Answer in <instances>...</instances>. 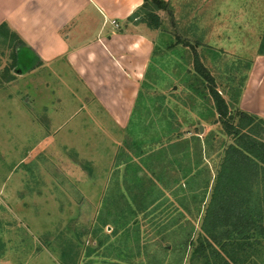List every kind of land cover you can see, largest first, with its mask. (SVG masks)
Here are the masks:
<instances>
[{"label": "rangeland", "instance_id": "rangeland-1", "mask_svg": "<svg viewBox=\"0 0 264 264\" xmlns=\"http://www.w3.org/2000/svg\"><path fill=\"white\" fill-rule=\"evenodd\" d=\"M164 1L160 27L141 26L154 46L125 118L63 61H30L24 47L7 71L0 42V264H189L178 250L154 252L157 225L144 232L146 218H161L159 198L176 195L192 210L199 200L185 181L194 153L163 140L217 133L194 57L230 106L244 93L248 103L250 70L264 54V0ZM203 156L199 167H210ZM138 205L145 219L133 214Z\"/></svg>", "mask_w": 264, "mask_h": 264}, {"label": "trees", "instance_id": "trees-1", "mask_svg": "<svg viewBox=\"0 0 264 264\" xmlns=\"http://www.w3.org/2000/svg\"><path fill=\"white\" fill-rule=\"evenodd\" d=\"M165 5L164 0H143L127 21L157 29L161 19L156 11ZM0 42L10 50L7 71L16 67L20 49L24 47L31 55L30 61L39 62L7 21L0 23ZM194 65L198 89L205 91L216 115L217 133H208L203 138L194 135L187 140L170 131L163 141L171 148L184 146L194 153L193 172H189L192 174L185 181L197 185L192 197L199 200L193 201L192 210L175 193V197L159 198L162 220L147 221L143 205L132 212L137 218L138 215L146 218L145 224L150 228L144 231L147 235L154 232L153 226L161 228L156 229L160 240L150 245L154 252L169 256L168 253L178 250L179 259L187 257L189 264H264V117L243 110L238 101L230 106L198 57H194ZM143 86L148 87L146 83ZM140 89L141 85L136 106L143 98ZM203 154L204 160L208 157L210 167H199L198 159ZM139 228L136 225L135 230ZM174 237L178 239L171 240ZM146 245L149 246L147 242Z\"/></svg>", "mask_w": 264, "mask_h": 264}, {"label": "crops", "instance_id": "crops-1", "mask_svg": "<svg viewBox=\"0 0 264 264\" xmlns=\"http://www.w3.org/2000/svg\"><path fill=\"white\" fill-rule=\"evenodd\" d=\"M142 2L0 0V23L7 21L45 65L63 61L108 111L125 118L153 48L142 24L127 21ZM246 91L241 107L264 117V54L254 61Z\"/></svg>", "mask_w": 264, "mask_h": 264}, {"label": "water", "instance_id": "water-1", "mask_svg": "<svg viewBox=\"0 0 264 264\" xmlns=\"http://www.w3.org/2000/svg\"><path fill=\"white\" fill-rule=\"evenodd\" d=\"M201 129V128H200Z\"/></svg>", "mask_w": 264, "mask_h": 264}]
</instances>
